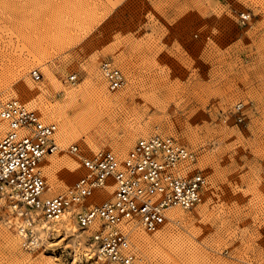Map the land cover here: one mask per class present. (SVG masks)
<instances>
[{"label": "rangeland", "instance_id": "374dc122", "mask_svg": "<svg viewBox=\"0 0 264 264\" xmlns=\"http://www.w3.org/2000/svg\"><path fill=\"white\" fill-rule=\"evenodd\" d=\"M103 60L124 74L121 89L108 90ZM22 81L38 92L26 97ZM0 98L57 126L59 149L42 164L51 195L81 176L85 155L123 157L153 133L195 152L208 180L202 201L174 209L156 233L129 227L135 264H264V0H0ZM57 110L72 120V138ZM85 111L109 128L74 122ZM79 230L29 250L0 213V264H95L89 232ZM136 230L151 243L136 241Z\"/></svg>", "mask_w": 264, "mask_h": 264}, {"label": "built area", "instance_id": "2783aa9c", "mask_svg": "<svg viewBox=\"0 0 264 264\" xmlns=\"http://www.w3.org/2000/svg\"><path fill=\"white\" fill-rule=\"evenodd\" d=\"M99 71L110 91L125 85L112 61H101ZM31 77L37 81L41 75L33 70ZM76 80V74L68 76L70 83ZM233 108L241 122L245 105ZM56 133L54 123L19 100L0 99V213L26 249L40 247L44 236L53 235L47 228L68 217L89 232L91 257L105 264H135L139 258L127 225L154 233L169 211L190 210L202 201L208 180L196 168L195 152L161 133L138 139L123 157L106 149L82 157L81 176L64 192L49 195L42 164L59 149ZM68 150L79 152L75 144ZM97 191H103L101 199L85 203Z\"/></svg>", "mask_w": 264, "mask_h": 264}, {"label": "bare ground", "instance_id": "6f19581e", "mask_svg": "<svg viewBox=\"0 0 264 264\" xmlns=\"http://www.w3.org/2000/svg\"><path fill=\"white\" fill-rule=\"evenodd\" d=\"M44 34V33H43ZM42 38V37H41ZM57 42V41H56ZM4 57V56H3ZM100 65V64H99ZM24 68V67H23ZM20 69L19 70V74L18 75H21V73H22V71L24 70V69ZM120 70V69H119ZM36 71H38V70H36ZM46 71V74H47V77L49 78V79H53L52 77H51V73H50V71H49V69H48V71L47 70H45ZM121 71V70H120ZM32 72V71H31ZM39 72V71H38ZM122 72V71H121ZM24 73V72H23ZM40 73V72H39ZM46 74H45V76H46ZM101 74V73H100ZM123 74V73H122ZM24 75V74H23ZM40 75H41V73H40ZM102 75V74H101ZM22 76V75H21ZM53 76V75H52ZM123 76H124V74H123ZM46 77V78H47ZM103 77V76H102ZM125 77V76H124ZM21 78V77H20ZM32 78V77H31ZM41 78H42V75H41ZM40 78V79H41ZM104 78V77H103ZM39 79V80H40ZM39 80H37V81H39ZM56 80V79H55ZM105 80V79H104ZM126 80V79H125ZM35 81V80H34ZM50 81V80H49ZM52 82V81H51ZM55 82V81H54ZM58 82V81H57ZM105 82H106V80H105ZM48 83V82H47ZM52 85V84H51ZM106 85H107V82H106ZM60 87V86H59ZM107 88H108V85H107ZM20 92H22V93H24L25 95H26V97L27 96H30V95H33L34 93H36V92H38V88H36V87H33L30 83H28L27 81H22V82H20V84H19V86H18V88H17ZM108 90H110L109 88H108ZM70 92V91H69ZM73 92V91H72ZM21 93V94H22ZM72 97V96H71ZM70 97V98H71ZM0 99H2V100H6V99H3V98H0ZM9 99H12V98H9ZM15 99H17V98H15ZM25 99V98H24ZM17 100H19V99H17ZM22 104H24L27 108H29L25 103H23L21 100H19ZM30 102V101H29ZM30 109V108H29ZM92 110V109H91ZM62 111V110H61ZM60 110L58 111L57 110V112L56 111H53V112H51V115L55 118V117H57V118H59L60 120H62L63 121V126H64V132L62 133L63 134V138H68V137H70V138H72V134L74 133H72V120H68V118L66 119V117L64 116L65 114L63 113V112H61ZM88 112H81V113H78L77 115H76V117L74 118V122H76V123H79L81 126H85V127H87L89 130L91 129V128H93V127H95L96 129H95V132L98 134H101L102 132H104L107 128H109V126L106 124V123H103L102 122V120H101V118H98V117H96V116H98V115H94L92 118H91V116L89 115L90 113H88ZM45 122V121H44ZM47 123V122H46ZM62 126V125H61ZM97 126V127H96ZM62 128V127H61ZM63 129V128H62ZM73 131H74V129H73ZM61 134V133H60ZM153 134H155V133H153ZM56 135H57V133H56ZM152 135V134H151ZM164 135V134H163ZM74 136V135H73ZM76 136V135H75ZM62 140V139H61ZM126 146V144L124 143L123 144V148ZM80 148V147H79ZM98 151V150H97ZM96 152V151H95ZM81 154V153H80ZM92 154V153H91ZM90 155V154H89ZM83 156V155H82ZM86 156V155H85ZM64 159V158H63ZM60 162V161H59ZM81 162V161H80ZM65 163H67V167H69V168H73V166H74V164L72 163V161L71 162H65ZM64 164V163H63ZM66 166V165H65ZM66 167V168H67ZM208 183V182H207ZM207 187V186H206ZM47 193H48V191H46ZM49 194V193H48ZM102 194H103V191H97L94 195H93V197H91V198H89V199H86L85 200V203L86 202H88V201H97V200H99V199H101V196H102ZM49 195H51V194H49ZM178 216V213L176 212V210H171V211H169L168 212V214H167V220L170 218V220H173L174 218H176ZM13 223V220L11 221V224ZM8 224V223H7ZM129 224V223H128ZM5 226V225H4ZM11 226V225H10ZM129 227H135V226H133V225H127L126 226V228H127V231H128V233L130 234V232H129V230H128V228ZM62 229H64L65 231H66V233H68V231H71L72 232V234H74V235H77L76 233L78 232V231H80L78 228H76L74 225H73V222H72V220L70 219V218H68V217H65L64 219H63V221L62 222H58L57 223V225H54V226H50V227H48L47 228V231L49 232L50 231V233H52L53 235H55V236H59L60 234H62V233H60L61 231H62ZM134 229V228H133ZM78 230V231H77ZM47 233V232H46ZM156 233V232H155ZM149 234V233H148ZM79 236V234L76 236V237H78ZM133 236H134V238L136 239V241H138L139 243H141V244H150L151 242H150V240L149 239H147L146 237H144V236H142L140 233H138V231L136 230V231H134L133 232ZM89 246V247H88ZM86 248L87 249H90V245H88ZM92 249H90V251H91ZM89 258H91V256H89ZM95 264H100V262L95 258ZM105 264V263H104Z\"/></svg>", "mask_w": 264, "mask_h": 264}]
</instances>
